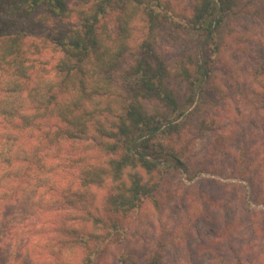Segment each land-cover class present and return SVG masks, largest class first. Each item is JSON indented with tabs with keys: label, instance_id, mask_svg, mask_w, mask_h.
<instances>
[{
	"label": "trees",
	"instance_id": "trees-1",
	"mask_svg": "<svg viewBox=\"0 0 264 264\" xmlns=\"http://www.w3.org/2000/svg\"><path fill=\"white\" fill-rule=\"evenodd\" d=\"M188 1L0 0V264H163L166 246L188 247L184 227L136 259L125 217L159 209L164 174L219 171L237 180L192 186L217 210L195 214L215 224L197 253L264 264V0ZM138 16L148 38L132 46ZM163 28L195 52L165 61L149 41ZM192 127L210 134L200 166L179 146Z\"/></svg>",
	"mask_w": 264,
	"mask_h": 264
},
{
	"label": "rangeland",
	"instance_id": "rangeland-1",
	"mask_svg": "<svg viewBox=\"0 0 264 264\" xmlns=\"http://www.w3.org/2000/svg\"><path fill=\"white\" fill-rule=\"evenodd\" d=\"M175 4L177 8H188V0H169ZM108 20V29L110 32L116 34V26L113 24V20ZM75 22L76 21H71ZM132 36L129 41L132 46H139L146 38L147 29L145 23L141 17H137L134 21L132 28ZM149 41L156 54L161 56L165 61L171 63L175 59L182 57L184 53L190 54L195 52L196 46L190 42L177 43L176 40L167 33L166 30L158 29L155 31ZM47 58L54 61L51 54L48 53ZM126 63L130 61V56L126 55ZM170 85L176 89V91L183 97L185 92V84L180 81L171 82ZM145 109L151 112L154 106H159L157 100H145L143 102ZM226 106L230 105L228 101ZM242 107V105H240ZM247 109V108H246ZM237 109H230L229 111L219 110V114L225 117L228 113L232 117V121L240 118V115L236 114ZM244 118L250 119L249 112L242 115ZM227 119V118H226ZM187 145L188 155L193 164L200 166L204 163L206 155L210 145V134L201 131L197 128L187 129L183 132L179 146ZM194 160V161H193ZM172 175H165L161 184V191L158 193L160 207L156 209L150 201H145L144 204L136 212H132L125 217V224L129 225V236L125 242L130 251L136 259H142L150 253L156 247L159 248V241H167L170 237L180 231V226L184 227V231L190 236L188 247L185 249L183 245L174 244L179 246L175 248L173 246H166L164 249L163 264H216L215 261L211 263L208 258L202 259L197 253V244L194 241H199L208 237L213 233L214 222L208 218H198L197 216L200 210L207 211L210 209L211 213H215L217 210L209 208L208 203L204 201H197L193 199L194 194L192 186L199 184L202 191L215 193L217 189L213 188L212 180H222L235 182L237 179L230 177L223 172H200L192 183L187 181L185 174L179 175L178 173H171ZM225 174V175H224ZM148 179V176H144ZM223 178V179H222ZM156 173L152 176L151 180H156ZM243 184L246 185L245 182ZM96 200L95 204L100 208L102 206V197L108 193L107 187L96 188ZM248 194L250 193V187L247 185ZM167 192V193H166ZM169 193V194H168ZM175 198L169 201L172 196ZM169 201V202H168ZM254 208L264 209V205H253ZM101 209V208H100ZM103 211V208L101 209ZM197 214V215H195ZM239 217H241L238 214ZM179 226H177L179 223ZM187 241V239H186ZM186 244V242H185ZM185 246V245H184ZM117 246L114 245L107 249V253L104 254L103 259L108 260L111 254H115Z\"/></svg>",
	"mask_w": 264,
	"mask_h": 264
}]
</instances>
